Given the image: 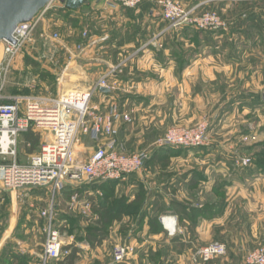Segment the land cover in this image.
Here are the masks:
<instances>
[{"label": "rangeland", "instance_id": "obj_1", "mask_svg": "<svg viewBox=\"0 0 264 264\" xmlns=\"http://www.w3.org/2000/svg\"><path fill=\"white\" fill-rule=\"evenodd\" d=\"M180 1L186 8L195 7L198 13L216 11L226 23V29L210 30L221 34H215L214 38L208 37L209 40L200 36L193 29L195 27L186 31L172 30L167 32L157 48L158 51L142 55L143 50L136 51V49L146 40L145 36L139 35L143 19L134 20V15L130 14L128 9L108 5L105 0H85L82 6L72 10L54 7L45 14L46 22L41 21L37 25V28L30 33L24 47L15 56L7 73L6 91L54 98L69 89L91 88L97 84L102 75L107 74V80L112 86L110 90L128 92L124 87L125 83L120 78H115L114 73L121 72V61L135 51V56L138 57L162 60L176 58L182 60V63L190 57L239 60L229 67L232 69L231 76L223 77L220 82L215 81L210 89L212 85L224 91L239 89L242 97L238 98L233 92L227 94L221 92V96H215L214 93L217 91L211 93L209 91L205 92V94L209 93L207 96L176 98L177 104L181 103V109L176 110L174 116L172 109L174 99L166 96L159 99L162 105L158 106L155 103V108L144 113V115L154 114L149 118L142 120L140 116L130 115L131 126L154 127L157 134L149 138L148 143L142 140V136L140 137L138 130L134 128L135 138H129L126 144L132 147V150L126 149L124 143L117 140V124L113 137L116 138L120 151L127 153L144 151L148 158L160 157L156 162L151 163L154 165V171L158 172L153 176L155 182L167 180L170 183L176 180L181 188H190V191L182 190V197L184 195L191 199L185 201L188 207L204 205L205 208L207 201L220 197H227L231 205L228 216L216 219L212 226L207 224L206 220H209L207 218L216 216L221 211L206 209L204 213L190 215L191 219L188 220L191 222L187 225L189 230L185 234L182 230L184 235L180 243L181 257H174L173 252L178 251L171 249L170 255L162 259L160 252L158 254L160 243L156 242V251L149 259V264H245L246 253L254 246L264 244V241L257 243L249 241L246 232L251 229L248 221L251 219L249 215L254 211L249 209V206L244 208L250 198H252L251 202H255L258 200L257 197L264 196V0H216L217 3L214 5L209 4L207 0ZM57 4L56 0L52 3L55 6ZM137 8L138 6L131 9ZM54 33L58 34L55 38L52 37ZM152 42L153 40H149V43ZM219 42L222 44L220 45ZM234 70L235 73L239 72V75L235 74ZM98 91L99 89H95L93 92L91 105L101 106L102 112L108 111L113 103L124 100L122 97L124 92L118 94L121 98L114 99L103 97ZM137 100H142L145 104L151 99L145 97ZM153 101L157 100L153 99ZM158 108H161L163 113H157ZM201 123L207 125L208 131L207 143L203 146L157 144L158 139L170 127H192ZM217 126L222 128L216 131L214 128ZM110 137L112 136L103 135L101 140ZM46 138L47 135L40 133L38 144L29 150L30 147L27 146L22 134L18 146L22 157L19 158L26 160L28 155L38 153L40 145ZM79 140L76 148L85 156L100 145V140H96L90 131L80 133ZM215 142H218V148H211L212 143ZM162 146H164L163 150L160 148ZM221 157H223L222 161ZM239 158H248L249 161L246 165H239L236 162ZM218 169L223 170V174H220ZM92 182L85 180L83 183L68 184V186L71 188L82 185L93 186ZM211 186L217 187L218 190L215 189L209 194L207 189ZM226 186L229 187L226 189ZM258 188L261 189L255 190ZM137 189L141 195V184ZM25 191L28 190L3 191L0 185V195L7 194L14 197L16 194L17 201L23 198ZM99 191L107 200L108 207L121 195L110 194L102 188ZM169 191L173 192L172 189ZM79 196L84 197L82 194ZM69 200L71 196L67 199ZM234 204L240 208L234 209ZM260 206V211L262 209L264 213V204ZM135 212L134 210L131 216L124 211L122 217L112 219L108 232L112 226L122 238L126 237V239L133 229H136L134 232H138L140 226L136 225ZM90 214L93 218L98 217L93 211ZM163 215L176 216L169 213ZM158 216L162 215L158 214ZM124 217H129L130 221ZM93 218L87 222V225H94ZM180 219L183 222L185 217ZM257 228L264 230V219L263 224ZM73 229L76 230V226ZM211 241L228 244L226 255L208 262L200 261L196 257L198 248ZM167 245L168 243L165 242L161 248Z\"/></svg>", "mask_w": 264, "mask_h": 264}, {"label": "crops", "instance_id": "obj_2", "mask_svg": "<svg viewBox=\"0 0 264 264\" xmlns=\"http://www.w3.org/2000/svg\"><path fill=\"white\" fill-rule=\"evenodd\" d=\"M207 1L212 5L217 3L216 0ZM119 8L125 7L119 6ZM126 9L131 12L130 14L134 15V20H138L139 18L143 19V24L139 29V35L145 36L146 40L136 51L143 50L144 53L142 55H147L152 51H158L159 49L157 48L167 35V32L172 31V29L168 28L166 21L162 19L160 9L150 0L143 1L135 10L131 8ZM215 34H221V32H199V35L207 40H209L208 37L214 38L213 36H215ZM149 40H153V42L149 43ZM211 42H213V40H211ZM219 43L220 45L222 44V42ZM135 53L121 61V72L114 73L115 78H120L125 83L124 87L128 92L121 90L117 92L109 89L108 91H101L100 88L98 91L103 97L114 99L121 98L118 94L124 92L122 95L124 100H116V104H118L120 111L123 113H128L134 117L136 115L140 116L142 120L143 118L147 119L150 115L154 114L149 113L148 115H144V113L155 108V103H157L158 106L162 105V101L159 99H163L166 96H170L174 99L172 107L174 116L177 113L176 110L181 109V103L179 102V104H177L176 98H197L203 95L207 96L209 93L216 91L217 93H214L215 96H221V92L222 94L230 92L236 93L238 98L243 96L239 89L224 91L220 88H214V85H212V89H210L211 84L215 81L220 82L223 77H230L232 69L229 67L233 66L235 61L238 62L239 60L190 57L189 59L186 58L185 62L182 63V60L176 58L162 60L161 58L138 57L135 56ZM236 73L239 75V72ZM205 92L209 93L205 94ZM145 97H149L151 100L145 104L142 100H137ZM153 99L157 101H153ZM100 108L103 110L101 106ZM160 109L158 108L157 110L159 114L163 113V110ZM116 124L118 130L117 140L118 142L124 143L126 149L132 150V147L130 148L129 145L126 146V144L129 138H135L136 134L133 133L134 128L138 130L137 133L140 134V137L142 136V140L144 139L146 143H148L149 138L157 134L155 133L154 127H133V125L131 126V122H125L123 120L117 121ZM220 128L222 127L217 126L214 129L217 131ZM96 140H100L99 142L101 143V136ZM217 143L218 142L212 143L211 148H218ZM158 158L160 157L148 158L142 170L131 173L124 181H119L114 187V193L124 194L127 197V203H131L138 195L139 189H137V186L141 184L142 187L144 198L136 212V225L139 224L140 230H138V232H134L136 229H133L132 232L130 231V234L127 236L129 238L127 239L126 237L122 238L112 226L106 236L98 244L90 245V243L83 238V232L87 226V222H90L93 216L90 214L92 211L91 207L89 211L84 213L81 204L83 199L88 200L87 196L89 194H100L101 192L97 188L91 189L90 186L85 185L80 186L79 189H74V187L71 188L66 186L62 191L53 193L49 188L35 187L27 189L28 191H25L26 193L23 198L18 201L16 194L14 196L15 198L7 194L6 196L0 195V264H149V259L152 258L156 251V242L160 243L158 245L160 247L158 248V254L160 252L159 255H161L162 259L170 255L171 249L173 251H178L173 252L174 257H181L180 243L183 240L182 236L189 230L187 225L190 224L191 221L188 219L191 218L190 215L179 214L172 206V203L180 202L187 206L185 201H191V199L184 195L182 197V190L187 189L190 191V188H181V185H179V182L176 180L170 183H168L167 180L163 182L159 181L158 183L155 182L156 179L153 176L158 174V172L156 173L154 171V165L151 163L156 162ZM220 160L222 161L223 157H221ZM219 172L223 174V170ZM219 172H217V174H219ZM228 187L229 186H226L225 188L227 189ZM72 189H74V191H71ZM171 189L173 190L172 193L169 191ZM215 189L218 190L217 187L211 186L207 191H209V194H212ZM260 189L258 188L255 190ZM75 192L79 195L82 194L84 197L79 196L80 201H78L77 205L69 206L70 200L67 201V199ZM36 195L42 196L38 197ZM14 199H16V201H13ZM250 199L246 202L247 205H245L244 208L246 209V206H249V209H252L254 212L249 215L251 219H249L248 222L251 229L247 230L246 235H249V241L253 243L263 242L264 230H259L257 227L263 224L264 213L262 209L260 211V204H264V196L263 198L261 196L257 197L256 199L258 200L255 202H251L252 200ZM258 205L259 207H257ZM203 206L204 205L190 207L198 208ZM230 206L227 197H220L215 200L212 199L211 201H207V209L221 211V213H218L216 216L207 218L209 219L206 220L207 224L212 226V223H215L216 219L220 217L221 219L226 218L229 214L228 209ZM50 207L52 209L51 222H49L48 217L41 215L42 210H48ZM233 207L234 209L240 208V206L236 204H234ZM167 213L177 216H174L176 220V230L173 232L165 229L158 218L159 230L151 232L149 230L150 218L154 215L159 217L158 214L163 215ZM183 216L185 217V220H183L184 223L180 219V217L182 218ZM96 218H93V221ZM125 219L129 220V217ZM49 223H51L52 227L59 229L64 235L63 247L67 252L62 254L58 259L44 257L43 246ZM72 225L76 226V230H71ZM182 230L184 234H182ZM196 231H198L197 228ZM165 242L168 243L170 247L167 245L161 248V245ZM123 243L135 246V253L129 255L122 263H114L112 260L113 247ZM226 246L229 249V245L226 244Z\"/></svg>", "mask_w": 264, "mask_h": 264}, {"label": "built area", "instance_id": "obj_3", "mask_svg": "<svg viewBox=\"0 0 264 264\" xmlns=\"http://www.w3.org/2000/svg\"><path fill=\"white\" fill-rule=\"evenodd\" d=\"M51 0L31 20L17 24L12 32L14 41L3 39L0 42V185L4 190L19 191L35 187L49 188L53 193L62 191L68 184H80L85 180L124 181L128 175L143 169L147 153L123 152L117 146L115 124L119 120L130 122V115L120 111L113 103L109 110L102 112L99 105H91L95 89H111L107 74L102 75L97 84L87 89H69L61 95L49 96L9 93L7 73L15 56L24 47L30 33L45 20V14L54 7L66 8L58 0L57 6ZM108 5L135 8L145 0H105ZM160 9V15L172 30L192 25L198 29H226V23L214 10L201 13L196 8H186L180 0H150ZM44 33V32H43ZM86 33H84L85 35ZM58 34L54 33L53 38ZM2 47V49H1ZM33 130L47 135L38 153L21 160L18 150L21 135ZM90 131L95 138L103 135L112 137L103 140L87 156L76 146L80 133ZM207 125L201 123L192 127L173 126L161 136L158 145L200 147L207 143ZM29 145V144H27ZM248 158H239V165H246ZM80 201L78 193L71 196L70 205ZM82 210L89 211L91 203L82 201ZM41 215L51 222L52 209H44ZM159 221L169 231L176 230V220L172 215H162ZM64 235L59 229L48 224L44 242V257L58 259L64 250ZM135 253L131 244H117L112 250L114 263H122ZM227 246L221 241H211L200 247L196 257L203 262L223 257ZM245 264H264V244H259L247 252Z\"/></svg>", "mask_w": 264, "mask_h": 264}, {"label": "trees", "instance_id": "obj_4", "mask_svg": "<svg viewBox=\"0 0 264 264\" xmlns=\"http://www.w3.org/2000/svg\"><path fill=\"white\" fill-rule=\"evenodd\" d=\"M65 9H68V8H65ZM68 10H71V9H68ZM192 27L194 26L185 25L180 30L186 31ZM193 29L196 30L198 34L199 32H204V31L211 32L210 29H198V28H193ZM173 31H177V30L174 29ZM23 135H24V140L26 144H29L27 145L30 147L29 150L30 149L32 150L38 144L40 133L37 131L28 130L24 132ZM165 146H170V145H165ZM163 147L164 146L160 148H162L163 150ZM118 182L119 181L117 180H111V179L94 180L92 182L93 186H90V188L91 189L97 188L99 190L102 188L104 189V191L106 192L109 191V193L112 194L114 193V187L116 186ZM82 186H85V185H82ZM74 189H79V187H76ZM74 189H72L71 191H74ZM2 195L6 196V194H2ZM87 198L88 200H90L92 211L96 213L98 217L93 221L94 225L86 226V228L84 229L83 238H85V240L89 242L90 245H95V244H98L108 233V227L112 219L122 217V213L124 211L127 212V214H133L134 210L137 212L141 202H143L144 195H142V193L141 195L138 193L135 200L131 201V203H127V200H126L127 198L125 197V195H120L119 197H116L117 199H115L112 205H110L109 207H108L107 200L104 198L102 193L92 194V195L89 194ZM172 206L181 215H192V214L194 215V213L201 214V213H204L207 209L206 207L205 208L188 207L180 202H173ZM73 228L74 226L72 225L71 230ZM149 230L151 232H155L159 230L157 216L155 215L151 217L149 220Z\"/></svg>", "mask_w": 264, "mask_h": 264}, {"label": "water", "instance_id": "obj_5", "mask_svg": "<svg viewBox=\"0 0 264 264\" xmlns=\"http://www.w3.org/2000/svg\"><path fill=\"white\" fill-rule=\"evenodd\" d=\"M51 0H0V42L14 41L12 32L17 24L31 20ZM68 9H77L85 0H58ZM101 91L108 88L100 87Z\"/></svg>", "mask_w": 264, "mask_h": 264}]
</instances>
